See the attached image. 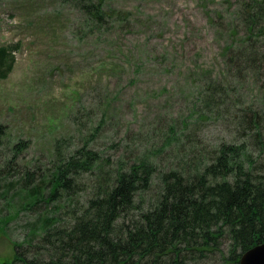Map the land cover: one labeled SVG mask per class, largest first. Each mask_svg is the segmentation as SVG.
Masks as SVG:
<instances>
[{"label":"rangeland","instance_id":"obj_1","mask_svg":"<svg viewBox=\"0 0 264 264\" xmlns=\"http://www.w3.org/2000/svg\"><path fill=\"white\" fill-rule=\"evenodd\" d=\"M97 1L95 25L74 2L0 0V264H14L16 244H35L48 214L25 204L20 178L39 184L59 154L86 142L116 168L159 145L165 125L189 116L200 85L224 70L234 0ZM228 87L242 104L260 99L249 77ZM205 123L202 139L237 137L222 120ZM89 192L83 185L73 198Z\"/></svg>","mask_w":264,"mask_h":264},{"label":"trees","instance_id":"obj_2","mask_svg":"<svg viewBox=\"0 0 264 264\" xmlns=\"http://www.w3.org/2000/svg\"><path fill=\"white\" fill-rule=\"evenodd\" d=\"M64 1L95 25L104 17L100 1ZM234 1L222 74L200 85L189 116L169 121L159 145L109 169L86 142L59 154L39 184L19 179L25 204H44L48 214L35 244L14 246V264H239L264 243V0ZM5 54L1 47L0 63ZM247 77L257 103L228 89ZM213 120L237 137L200 138ZM5 130L0 123V143ZM83 185L90 192L80 202L73 195Z\"/></svg>","mask_w":264,"mask_h":264},{"label":"water","instance_id":"obj_3","mask_svg":"<svg viewBox=\"0 0 264 264\" xmlns=\"http://www.w3.org/2000/svg\"><path fill=\"white\" fill-rule=\"evenodd\" d=\"M239 264H264V243L245 251L239 259Z\"/></svg>","mask_w":264,"mask_h":264}]
</instances>
